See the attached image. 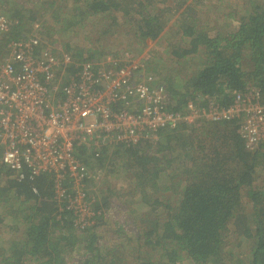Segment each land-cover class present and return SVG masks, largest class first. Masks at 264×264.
<instances>
[{"label": "trees", "instance_id": "16d2710c", "mask_svg": "<svg viewBox=\"0 0 264 264\" xmlns=\"http://www.w3.org/2000/svg\"><path fill=\"white\" fill-rule=\"evenodd\" d=\"M0 4L12 23L0 38L1 57L37 13L10 11L9 0ZM41 5L51 10V28L63 32L67 22L107 21L97 42L127 28L133 48H140L123 55L147 61L171 111H183L190 99L204 105L208 97L227 105L250 84L264 99V0ZM64 46L78 62L100 59L105 51L101 44ZM159 48L164 56L156 59ZM191 63L195 70L188 74ZM75 152L91 173L84 182L91 208L85 224L70 206L76 196L70 178L60 181L66 191L59 197L55 174L19 177L0 163V264H264V144L246 148L237 122H182L161 129L156 140L104 146L100 155L82 145ZM119 174L127 185L110 187V177Z\"/></svg>", "mask_w": 264, "mask_h": 264}, {"label": "built area", "instance_id": "2783aa9c", "mask_svg": "<svg viewBox=\"0 0 264 264\" xmlns=\"http://www.w3.org/2000/svg\"><path fill=\"white\" fill-rule=\"evenodd\" d=\"M12 23L0 8V38ZM76 67L74 71H70ZM254 84L233 94L227 105L213 97L190 99L171 111L162 85L137 57L78 62L62 45L34 31L10 40L0 57V163L19 177L55 174L56 193L70 178L76 196L70 206L85 224L91 215L84 199L91 173L76 155L82 145L100 155L104 146L156 140L159 131L185 122L235 121L246 148L264 144V99Z\"/></svg>", "mask_w": 264, "mask_h": 264}, {"label": "rangeland", "instance_id": "374dc122", "mask_svg": "<svg viewBox=\"0 0 264 264\" xmlns=\"http://www.w3.org/2000/svg\"><path fill=\"white\" fill-rule=\"evenodd\" d=\"M9 1H10V5L7 4L8 5L7 9H10V11L19 9L25 12L27 9H31L32 10L31 13H26L27 15H30L32 13H37V18L35 20H29L27 18L25 24L22 25V33L24 34L30 33L31 29L34 31L38 30L41 31V34L46 39L51 41V43L60 44L62 46H64V43H68V45L73 49L80 47L87 48L89 44H96L99 47V49H102L100 47L101 44L104 46L103 50L105 51L102 53L100 59L108 55L111 56L113 52H117L118 54H121L120 55L121 57L124 56L123 52L136 51L138 48H140L138 46H135L133 48L132 41L134 36L132 33H128L127 28L120 29L118 33L114 35H110V34L105 35L100 42H97L96 39L102 37V33L100 32L101 29H103L102 25L107 21L98 20L96 23L95 19H89L87 23L79 27L70 25V22H67L65 24L67 26L66 27L67 30L63 32V30H60L57 27L55 29L51 28V26L49 25L48 22L50 15L48 14V12H51V10L45 11L42 9L44 5H41L43 1H47V0H9ZM29 1H33V4H31ZM0 8L3 9V5L0 4ZM218 10L219 9H214V11H218ZM52 22L55 21L52 20ZM59 27H61V25H59ZM149 48L150 47L146 48V50H148ZM159 56L161 58H163L164 56L162 55V49L160 48L155 52L156 59H158ZM95 60H99V59H95ZM194 68H195V64L191 63L190 65L187 64L185 65V71L188 74L193 73V71L195 70ZM260 176H261V180H263L264 170L262 171ZM123 177L124 176L120 174L119 176L112 175V177H110V182H109L110 187L111 186L113 188L117 187L119 189L122 186H126L127 180ZM94 178L98 179L96 175L94 176ZM98 181H100V178ZM100 183L101 185L103 184L102 181H100ZM102 186L106 187L107 184L105 183ZM135 209H138V207L136 206Z\"/></svg>", "mask_w": 264, "mask_h": 264}, {"label": "crops", "instance_id": "0c3cea01", "mask_svg": "<svg viewBox=\"0 0 264 264\" xmlns=\"http://www.w3.org/2000/svg\"><path fill=\"white\" fill-rule=\"evenodd\" d=\"M137 58H139V59L141 60V62L144 64L145 71H148V70H149V69L147 68V67H148V64H147L143 59H141V57H137ZM149 71H151V70H149Z\"/></svg>", "mask_w": 264, "mask_h": 264}]
</instances>
